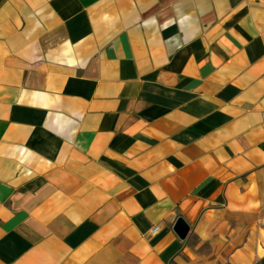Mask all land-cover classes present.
I'll list each match as a JSON object with an SVG mask.
<instances>
[{
	"label": "crops",
	"instance_id": "crops-1",
	"mask_svg": "<svg viewBox=\"0 0 264 264\" xmlns=\"http://www.w3.org/2000/svg\"><path fill=\"white\" fill-rule=\"evenodd\" d=\"M0 264H264V0H0Z\"/></svg>",
	"mask_w": 264,
	"mask_h": 264
},
{
	"label": "water",
	"instance_id": "water-1",
	"mask_svg": "<svg viewBox=\"0 0 264 264\" xmlns=\"http://www.w3.org/2000/svg\"><path fill=\"white\" fill-rule=\"evenodd\" d=\"M173 229L177 236H179L181 239L186 238V234L189 230V225L186 221H184L181 217H177L174 221Z\"/></svg>",
	"mask_w": 264,
	"mask_h": 264
},
{
	"label": "built area",
	"instance_id": "built-area-1",
	"mask_svg": "<svg viewBox=\"0 0 264 264\" xmlns=\"http://www.w3.org/2000/svg\"><path fill=\"white\" fill-rule=\"evenodd\" d=\"M157 228H158V227H154V228L152 229V231H153V232L157 231Z\"/></svg>",
	"mask_w": 264,
	"mask_h": 264
}]
</instances>
